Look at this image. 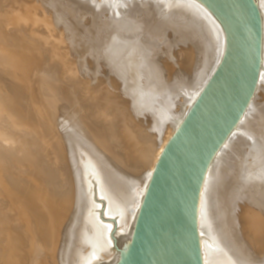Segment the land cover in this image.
Segmentation results:
<instances>
[{
	"label": "bare ground",
	"instance_id": "bare-ground-1",
	"mask_svg": "<svg viewBox=\"0 0 264 264\" xmlns=\"http://www.w3.org/2000/svg\"><path fill=\"white\" fill-rule=\"evenodd\" d=\"M21 1L23 2V0H21ZM7 2H10V0H8ZM13 2H14V0H13ZM254 2H255L257 11H258V15H259V19H260V25H261L260 70H259V74H258V78H257V83L255 85V89L253 91L251 99L249 100V103L247 104L243 114L241 115V117H240L239 121L237 122V124L235 125V127L232 129V131L227 136L225 141L219 147V149L216 152L215 156L213 157L209 167L207 168V171H206L205 176L203 178V182H202L201 190H200V194H199L198 208H197V231H198L199 247H200L202 264H264V180H258L262 176L261 174L264 175V168H263L264 161H263V158L260 157L262 154L261 152H262L263 147H264V140L261 139V137H259L261 135V133L263 134V132H264V130L261 129L262 127H264L262 125V120L264 119V114H263V110H264V0H254ZM59 3H64L66 5L69 4V6L72 5L71 8H73L74 11L75 10L77 11L79 8H82L93 19L100 18L99 14L102 13L103 11H109L110 16L104 20V22L108 25V27L105 29L99 28V30L101 31L100 33L102 35H105V36L107 34H109V32L113 34L112 41L110 40V42H108V43H111V45H113V46H111V45H109V46H111V48H113L112 51H114V52L117 51V49H116L117 47L115 46L116 42L120 43V41H122V42L126 43V45H128V43H127V42H129L128 40L129 39L133 40L132 41L133 47L130 50V52H128L131 55H130V57L127 58V59H130L128 61L129 65L130 64L139 65L141 62H144L145 59H157V61L160 62L159 60L163 59L162 58L163 55L160 56L161 55L160 54V55H156L153 57L150 55L151 52H149V50H150L149 48L152 47L153 44L157 43V41H158L157 38H160V36H164L166 38L168 37V39H169L168 44L167 45L162 44V45L167 47V51H168L167 54H169L171 52V54L173 53V57H174L170 61V63H168L164 66L165 68L162 67L163 69L160 68L159 70H157V68L155 66V63H157V61L154 62L153 63L154 68H156V70L153 69L152 71L149 72L150 76L152 78L156 79V81H157V78L159 80L160 77H164V78L166 77L168 80V77L170 76V80L166 81V83H159L158 82L156 84L157 85L161 84V88L163 87L162 88L163 90L160 89L159 87H158L159 89L157 88V90H159L160 93L162 92L164 94V98L160 101L161 102L160 104L163 103L161 106L164 105L166 108L167 107L170 108V106L173 107V110H171L172 112L171 111H168V112H171L170 116L173 118L174 122L171 120L172 121V124L170 123L171 126L170 127L167 126L166 129L164 128L165 126H163L162 128L165 131L155 133L156 134L155 137H157V138H155V140L153 139V137H154L153 134L150 135V132H148L149 135L152 137V140H154L152 147L149 145V147L151 149H150V151H147V152H149L148 154H146L145 152H142L141 151L142 147L138 146L141 139L139 140V138H137V134L136 135L132 134V133H134V131L131 132V129L133 128V126L128 127L129 125H127L128 128H131L130 130L127 131V132H129V131L131 132L129 135V139L134 140L135 143L132 141H131V143L136 144V147L132 146L133 148H137V149H134V153L138 151L136 156L134 158H131L132 160H130V163L132 165L136 166V168H134V167L133 168L137 169L134 174L132 172H130V174H129V172L126 173V171H124L123 169H120V171H119V169L116 170L115 168H113V166L110 168H111V170H114L115 173L111 171L113 173L112 174L110 172V170L107 171L105 169L106 166L104 165V167H103V165L100 162V160H102L101 156H100L101 159H99L98 158L99 156H96L97 154L95 155L96 152H94V151H96V149L93 147L94 146L96 147V145L91 146V145L87 144L90 146V149L89 148L86 149L87 146L85 147L86 144L84 143L85 142L84 140L87 139L88 141H90L93 138L92 137H91V139L89 138L90 140L88 138L84 139V137H82V136H84V133H83V135H81V132L84 130L85 133L87 132L88 134H90L92 131L91 132L88 131V129H86L87 127L81 123H75L76 124V126H75V124H72L73 121H72V123L69 121L70 124L64 123L62 125V127L64 128V131L66 132L65 134H66L67 145L68 146L70 145L66 158L70 159L72 161L71 165L73 167L70 166L71 169L73 168V171H72L73 172V174H72L73 175L72 187L74 184V187H73L74 193L69 188V190L72 191V194L70 193L67 196H65L68 192H66V194L64 193L65 195L63 194L64 195L63 197H65V198H63V201L64 200L68 201V200H72L73 198H75V199H77V205L76 206L77 207L80 206L81 209L78 213L75 210V212L77 214H79L78 216H76L78 218V220L74 217V215H77V214L73 215V218H75L78 222V229L75 230L74 233L70 232V233L64 234L62 232L63 229H62V231L61 230L58 231L59 233L62 232V234H64V237L62 238L63 240L60 238L62 242L59 243L58 246L55 245V247L57 246L56 250L57 249L61 250V252H60L61 254L57 255L59 258L58 260L61 261V264H119V262L123 256V253H124V251L128 245V242L132 236V233H133V230H134L135 225L137 223V220L139 218V214H140L143 202L145 200L149 185L151 183L152 177L155 173V170H156V168H157L168 144L170 143L171 139L174 137L176 132L179 130V128L181 127V125L185 121V119L188 116L190 110L192 109L194 103L196 102L197 98L199 97V95L203 91V89H204L205 85L207 84L210 76L212 75L216 65L218 64L221 56L224 53L225 32H224L222 26L220 25V23L214 17V15L204 5H202L200 2H198L196 0H62ZM59 3H58V0L55 1V3H54L55 8H56V5L59 6ZM4 4H5V2H4ZM0 5H1V3H0ZM131 5H136L137 7L135 8V10L142 12V14H145L148 11H152L153 19H149V20H147V22H143L142 19L140 18V16H141L140 14L136 15V14H133L134 10H131V9L127 10V8H129ZM17 7H19V6H17ZM18 9H21V8H18ZM82 9H80V10H82ZM79 12H81V11H79ZM34 13H36V12H33V15H34ZM39 13H36V17L34 19H36V18L38 19V17H41V15ZM17 14H19V13L17 12ZM10 15H13V12ZM25 15L27 16L28 14H25ZM26 16H25V18H26ZM58 16H60V15H58ZM76 16H78V15L76 14ZM79 16L77 18H79ZM4 17L5 16H3V18ZM22 17H24L23 14H22ZM7 18L8 17H6V19ZM16 18L17 17L12 16L7 20L9 23L13 24L15 22ZM27 18H28V16H27ZM32 18H31V20H32ZM34 19H33V21H34ZM3 20H5V19H3ZM25 20H22V21L24 22ZM20 21H21V19H20ZM26 21H28V19ZM33 21H31V22H33ZM37 21L35 20L34 22H36V24H39V23H37ZM6 23H7V21H6ZM81 23H82L81 18L76 19L77 25H80ZM24 24H25V22H24ZM28 24H30L29 21H28ZM7 25H8V23H7ZM30 25L27 28V31L31 27ZM14 26H12V28H14ZM35 27L37 28L36 25H35ZM5 28H8V27H5ZM24 29H25V27H24ZM33 29H34V26H33ZM145 29H147L148 31L146 32ZM2 30H4V29L1 28V31ZM16 31H19V30H16ZM143 31H145L146 33L143 34ZM28 32H27V34H28ZM32 32H34V31H31V33ZM8 33L10 34L9 31H8ZM13 33H15V32H13ZM19 35H18V37H19ZM31 35L30 36L26 35L27 36L26 38H28L27 41L33 40L31 38L29 39V37H31ZM2 36L4 37V35H2ZM21 36L23 37V35H21ZM6 37H5V39H6ZM11 37L12 36H10V38ZM15 37L17 38V36H15ZM35 37H34V39H35ZM26 38H24V39H26ZM41 39L42 38H40V41L43 42V40H41ZM21 40H23V39H21ZM70 40H72V39H70ZM3 41H0V43ZM165 42H166V40H165ZM35 43L37 44V42H35ZM119 43H117V44H119ZM162 43H163V41H162ZM4 44H5V42H4ZM40 44H41V42H40ZM104 45H106V44H104ZM120 46H122V45H120ZM153 46H155V45H153ZM1 47H0V49H1ZM0 52L2 53V51H0ZM1 53H0V55H2L4 57V54L3 53L1 54ZM135 54L137 56L133 57L132 55H135ZM184 54L186 55L185 58H184V56L183 57L181 56ZM13 55L17 56V54H13ZM35 55H37L36 52L33 49H29V50L23 51L20 54V56L19 55L18 56L21 59H31ZM42 55L43 54H41L40 56H42ZM10 57H12V56H10ZM112 57H113V55H112ZM14 58H16V57H14ZM122 59L125 60V58H122ZM135 59H137V60H135ZM4 61H5V59L3 60V62ZM65 61H67V60H65ZM126 65H127V63H126ZM76 69H77V67H76ZM73 70H72V72H73ZM123 70L118 71L119 74L123 77L130 73L128 66ZM63 72H64V70H63ZM75 72L77 75L78 71H75ZM67 73H66V77L68 75ZM70 73H71V70H70ZM80 73H81V71H80ZM74 74L75 73H73L72 75H74ZM102 74L104 76H106L107 78H110L109 77L110 76L109 71L104 70ZM146 74H144L143 76H145ZM69 75H68V77H70ZM63 76H64V74H63ZM147 77L149 79V76H147ZM73 82H74V80H73ZM80 85H82V84H80ZM93 85H92V87H93ZM111 88H108L107 90L104 89L105 90L104 93L108 94L109 92H111L113 90V88L112 89ZM137 88H138V91L140 90V93L143 94V96H144V98H142L141 101L146 106H148L147 109L150 110V111H148V112H150L148 114L150 116H153V115L155 116V114L158 113L157 110L159 107H157V106L159 105L158 104L159 102H156V100L153 98L154 95L152 93H151L152 95L146 93V92H149L148 90H150L151 88L149 89L148 85H144V84L139 85ZM75 89H77V88H75ZM44 92H46V90H44ZM110 94H112V93H110ZM13 95L17 96L16 93H14ZM16 96H14V97H16ZM141 96L142 95H140V98H141ZM7 99L8 98H6L5 100H7ZM14 99H16V98H14ZM107 99L108 98H106V100ZM113 100L115 101V99H113ZM12 102H14V100H12ZM116 102H118V101H116ZM154 102H156V106H154V104H153ZM100 103H101V101H100ZM66 104H67V102H66ZM0 105H2V104H0ZM54 105H56V104H54ZM102 106H104V105H102ZM110 106H112V103ZM118 107H119V105H118ZM118 107H115V108H118ZM121 107L127 108L126 106H121ZM165 107H162V108H165ZM49 109H50V107H49ZM66 110H67V108H66ZM45 111H47V110H45ZM161 111H163V110H161ZM151 112H153V113H151ZM61 113H62V111H61ZM61 113L60 114L55 113V114L58 115V117H59V115L61 116ZM86 113H88V112H86ZM9 114H11V113H9ZM55 114H53V115H55ZM162 114H163V112H162ZM22 116H24V115H22ZM160 116H161V114H160ZM160 116H159V118H160ZM88 117H89V115H88ZM155 117H157V116H155ZM85 118L87 119V117H85ZM56 119H57V117H56ZM168 119H169V117H168ZM7 120L8 119H6V121ZM79 120H82V119L79 118ZM89 120H90V118H89ZM120 120H122V119H120ZM162 120H163L162 117L160 119L157 118L156 125L162 123ZM0 121H1V119H0ZM61 122H62V120H61ZM150 124H151V122H150ZM162 125H164V124H162ZM159 126L161 127V125H158V128L156 131L159 130ZM16 127H17V125H16ZM125 127H126V125H125ZM75 128H77V130ZM259 129L262 130V132L260 134H258ZM153 130L155 131V129H153ZM96 131H98V130H96ZM96 131H94V132L96 133ZM123 132L124 131H122V133ZM127 132H125V133H127ZM151 133H153V132L151 131ZM1 134H2V132H1ZM6 135H4V136L6 137ZM80 136L83 138V141H84L83 143L81 141L82 138H80ZM90 136H92V135H90ZM11 137H13V136H11ZM88 137H89V135H88ZM6 138H9V137H6ZM144 138H145V140H148L146 137H144ZM125 140H127V138ZM148 141H146V142H148ZM22 142H24V141H22ZM119 142H120V140H119ZM148 143H150V141ZM151 143H152V141H151ZM91 144H94V143L92 142ZM97 145H99V144L97 143ZM126 145L128 146V144H126ZM140 146H141V144H140ZM34 147H36V146H34ZM63 147L64 146H62L61 148H63ZM129 147H131V146H129ZM133 148H132V151L130 150L131 153L133 152ZM5 149H7V148H5ZM24 149H27V148H24ZM142 149H144V148H142ZM147 150H148V148H147ZM28 151H30V150H28ZM28 151L25 150L24 152H28ZM65 151H67V150H65ZM24 152H22V153H24ZM100 152L101 151L99 150V153ZM29 153L32 154L33 152L32 153L29 152ZM77 153L80 154V156ZM104 153H103V155H104ZM106 153H108V152H106ZM33 154H35V153H33ZM33 154H32V156H33ZM76 154L79 156L78 158H75ZM3 156H5V154ZM32 156L29 158H33ZM7 157L8 156L6 155V158ZM26 157L24 154L23 158L26 159ZM25 159H23V160L25 161ZM33 159H36V161H38L37 158H33ZM105 159L106 158H104V160ZM115 159H116V157H115ZM15 160H17V159H15ZM109 160L111 161L110 158H109ZM112 160H113V158H112ZM120 160H121V157H120ZM120 160L118 159V161H120ZM0 161H2V160H0ZM9 161H11V160H9ZM32 161H34V160H32ZM45 162L46 161H44V163ZM103 162L104 161H102V163ZM106 162H107V160L105 161V163ZM114 162H115V160H114ZM12 163H14V162H12ZM16 163H17V161H16ZM20 163L23 164L22 162H20ZM39 163H41V162H39ZM112 163H113V161H112ZM122 163L120 162L121 165L119 164L120 166H118L117 159H116L117 167H119V168L122 167L123 166ZM124 163L126 165L127 162H124ZM8 165H10V164H8ZM14 165H15V163H14ZM35 165L37 166L36 163H35ZM51 165H53V164H51ZM16 166H14V169ZM25 167L26 166H24V168ZM49 167H50V165H49ZM108 167L109 166L107 165V169H108ZM129 167L130 166H128L127 168H129ZM9 168L11 170V166ZM38 168H40V167L37 166V169ZM50 168H48V169H50ZM122 168H124V166ZM223 168L229 169L230 172L228 171L229 173H226L225 172L226 170L224 171ZM21 169H23V165H22ZM71 169H69V170H71ZM232 169H236V170L234 171ZM6 170H7V168H6ZM27 170H28V168H27ZM64 170H65V168H64ZM121 170H123L124 172H122ZM128 170L129 169H127V171ZM25 171H26V169H25ZM14 173H16V172H14ZM23 173H24V171H23ZM29 173H31V172H29ZM49 173H52V172H49ZM35 175H38V172H37V174L35 172ZM24 176H25V174H24ZM59 176H60V174H59ZM17 177H18V175H17ZM17 177L15 175V179ZM51 177H52V175H51ZM91 177H93V179L95 178L96 182H98L99 196H101L105 199L107 215L108 216H116V218H117V225L119 226L118 228H120V230L117 231L114 235H112V225L110 223H107V222L105 223V222L101 221L99 216L97 217V213L95 215L92 212V209L94 207V200L92 201V199H93V198H91L92 194L89 192L90 191L89 190L90 183H92L90 180ZM2 178H4V177L0 176V189L3 192V194H6L9 196L8 193L11 192L10 188H12V184H10L7 181V183H9L11 186L8 185L7 183H5L6 182L5 178H4L5 182ZM8 178L12 179L11 176ZM20 178H22V177H20ZM19 179H18V181H19ZM28 179H29V177H28ZM38 179H40V177ZM52 179H55V177ZM16 180H14V181H16ZM21 180L24 181L26 179L23 180V178H22ZM33 180H35V179H33ZM14 181H13V185L15 186ZM71 181L72 180H70V182ZM34 183H35V181H34ZM20 184H22V183H20ZM60 185H62V184H60ZM15 187H17V186H15ZM48 192H49V190H48ZM245 192L246 193L248 192L247 197L249 199L244 202V204L242 205V206H244V208L242 210H240V209H238L237 206L242 204L241 201L246 197ZM47 196H49V195H47ZM238 197L241 200H239ZM3 198H5V197H3ZM0 199H1V196H0ZM1 201H0V204H1ZM65 201H64V204H65ZM74 201H70V202H74ZM2 203H4V202L2 201ZM68 203L65 205L69 206L67 208H71L70 204L68 205ZM72 204L75 205V203H72ZM2 206L5 207V205H2ZM15 206H16V203H15ZM47 208H48V206H47ZM64 208H65V206H64ZM67 208H65V210H67L66 213H68V211H69ZM10 210H15V208H13V209L10 208ZM65 210L61 211L60 214L65 212ZM52 211H54V210H52ZM241 211L242 212L245 211V213L244 212L242 213ZM47 212L48 211L46 210V213ZM55 212H54V214H55ZM69 212H71V209ZM66 213H63V214H66ZM2 215H3V213H2ZM12 215L15 216V214H12ZM65 216H67V215H65ZM65 216H63V217H65ZM16 218H17V216L15 217V219ZM0 221H2V220H0ZM8 221H10V219ZM11 221H12V219H11ZM65 221H66V223H64V224H66L68 226L67 220H65ZM65 221H63V222H65ZM31 222H33V221H31ZM49 222L47 224L50 225ZM61 223H62V220H61ZM70 224L71 223H69V225ZM37 225H38V223H37ZM46 226H47L46 223H44L43 224L44 230L41 229L42 231H39L38 234H36V237L32 241L30 240L31 243H29V245H31L32 247L40 246L37 249V251L35 253H33V255H32L33 256L32 261L34 262V264H37V262H39V260L44 264L49 263V262L48 263L46 262L48 260L47 259L48 257L45 258V256H47V255L43 254L40 257L41 250H50L51 249V248L45 249L47 243L48 242L50 243V241H52V239H49L50 237H48V233L46 232V230L49 228V226L48 227H46ZM72 227H73V224H71L70 228H72ZM57 228L61 229V227H56V229ZM67 230H70V229H67ZM67 230H64V231H67ZM71 231H73V230H71ZM67 232H69V231H67ZM55 233H57V232H55ZM57 238L55 239L56 240L55 242H57ZM48 246H50V245H48ZM114 246L118 248L119 252L115 253L113 251ZM33 252H34V250H33ZM252 253L255 254V257H251ZM18 257H20V256H18ZM258 257H260V258H258ZM15 258H16V254H15ZM23 258H24V256H23ZM20 260H21V257H20ZM16 262H17V260L15 261V263ZM18 262H19V260H18ZM20 262H22V261H20Z\"/></svg>",
	"mask_w": 264,
	"mask_h": 264
},
{
	"label": "rangeland",
	"instance_id": "rangeland-1",
	"mask_svg": "<svg viewBox=\"0 0 264 264\" xmlns=\"http://www.w3.org/2000/svg\"><path fill=\"white\" fill-rule=\"evenodd\" d=\"M7 1L8 0H5V1L0 0V3L2 5V6L0 5V16H1L0 19L2 20V21L0 20V34H1L0 35V41L4 40L3 42H1L2 44L0 43V45L3 47L2 48L0 46L2 49V50L0 49V51H2V53L4 54V57L2 55H0V62L2 61L0 63V97H1L0 98V100H1L0 104H2V105H0V114H1L0 115V119H1V121H0L1 122L0 123V130H1L0 131V160H2V161H0V167L3 169L2 170L0 168V171H1L0 176L5 178L6 182H5L4 178H2L5 183H7V181H8L10 184H12V188H10L11 192L8 193L9 196L6 194H3V192L0 189V196H1L0 201L2 200L4 203H2V201H1V204L5 205V207H4L0 204V220H2V221H0V229H1L0 230V239H1L0 240V264H22V263L23 264H28V263L34 264V262L32 261V257H33L32 255H33V253H35L37 251V249L40 246L32 247L31 245H29V243H31V241L36 237V234H38L39 231L44 230V227H43L44 223H46V225H47L46 227L49 226V228L46 230V232L48 233V237H50L49 239H52V241H50V243L48 242L46 247H45V249L46 248L47 249L51 248V249L50 250H41L40 257L44 254V255H47V256H45V258L48 257L47 258L48 260L46 259L47 260L46 262L47 263L49 262L48 264H61V261L58 260L59 258L57 256V255L61 254L60 253L61 250L60 249L56 250V247L59 245V243L62 242L61 239L64 237V234H67L70 232L74 233V231L78 229V222H77L78 218L76 216L79 215L77 213L81 209L80 206H78V207L76 206L77 205V199H75V198H73L72 200H68V201L64 200L65 204H67L69 202L68 205L70 204L71 208H67L69 206H66L64 204V201H63V198H65L63 196L66 194V192H68V193L65 196H67L70 193L72 194V191L74 193V188H73L74 184L72 187V183H73V179H72L73 172L72 171H73V168L72 169L70 168V166L73 167L71 165L72 161L70 159L66 158L70 145L69 146L67 145L66 134H65L66 132L64 131V128L62 127V125L64 123L70 124V122L72 123V121H73L72 124L81 123L87 127L86 129H88V131H90V132L92 131L90 134H88L87 132L85 133V131L83 130L81 132V135H83V133H84V136H82V137H84V139H86V138L91 139V137L93 139L92 140L89 139L90 141H88L86 139V140H84L85 141L84 142L83 138L80 136V138H82L81 141H82V143L84 142L86 144V145L84 144L85 147L87 146L86 149L87 148L90 149L89 145H91V146L96 145L97 148L95 146L93 147L96 149V151H94V152H96L95 155L97 154L96 156H99L98 157L99 159L102 158V160H100V162L103 165V167H104V165L106 166L105 169L107 171L110 170V172L111 171L114 172V170H111V168H110L113 166V168H115L116 170L119 169V171H120V169H123L124 171H126V173L129 172V174H130V172H132L134 174L137 169H134V168H136V166L132 165L130 163V160H132L131 158H134L136 156L138 151L134 153V149H137V148H133L134 146L136 147V144H134L135 143L134 140L129 139L130 133L132 131H134V133H132V134H135V135L137 134V138H139V140L141 139L140 143L138 142L139 143L138 146L144 148V149L141 148V151L148 154L149 152H147V151H150V149H151L149 147V145L152 147L155 138H157V137H155V135H156L155 133L165 131L162 127L165 126L164 128L166 129L167 126H169V127L171 126L170 123L172 124V121L174 122L173 118L170 116V113L172 112L171 110H173V107L170 106V108H168V107L166 108L164 105L161 106L163 103L160 104L161 103L160 101L164 98V94L162 92L160 93V91L157 90V88L159 87L160 89H162L163 87L161 88V84L160 85L158 84L159 86L156 84L158 82L159 83H166V81L170 80V76L168 77V80L166 77L165 78L160 77V79L158 80V78H157V81H156V79L152 78L150 76V73H149L153 69L156 70V68H157V70H159L160 68L161 69L165 68L164 66L166 64L170 63V61L174 57H173V53L171 54V52L169 54H167V52H168L167 47L163 46V45L168 44V40H169L168 37L166 38L164 36H160V38H157V40H158L157 43L153 44L155 46L152 45L153 48L152 47L149 48L150 49L149 52H151V54H150L151 56L154 57V56L160 55V54H161L160 56L163 55L162 56L163 59L159 60L160 62H158L157 59H145L144 62H141L139 65H132V64L129 65L128 61L130 59H127V58L130 57V55H131L128 52H130V50L133 47V43H132L133 40L129 39L128 40L129 42H127L128 45H126V43H124L122 41H120V43L119 42H116V44L114 43L115 46L117 47L116 48L117 51L114 52V51H112L113 48H111V46H113V45H111V43H108V42H110V40L112 41L113 34L109 32V34H107L105 36V35H102L100 33L101 31L99 30V28L105 29L108 27V25L104 22V20L110 16L109 11H103L102 13L99 14L100 18L93 19L82 8H79L77 11L76 10L74 11L73 8H71L72 5L69 6V4L66 5L64 3H59L62 0H58L59 6L56 5L57 9L54 6L55 1H57V0H23V2L21 0H19L20 2L18 0H16V1L14 0V2H13V0H10V2H7ZM4 2H5V4H4ZM17 6H19V7H17ZM136 7H137L136 5H131L129 8H127V10L131 9V10H134L133 14H136V15L140 14L141 16L140 15L139 16L143 22H147V20L153 19L152 11H148L145 14H142V12L135 10ZM18 8H21V9H18ZM80 9H82V10H80ZM11 11L13 12V15H10V14H12ZM79 11H81V12H79ZM17 12L20 15L17 14ZM33 12H36V13L40 12L39 14L41 15V17H38L39 20L37 18L34 19L36 17V13H34V15H33ZM22 14L24 17H22ZM25 14H28L27 15L28 18ZM76 14L78 16L81 14L80 15L81 17L79 16V18H77L78 16H76ZM58 15H60V16H58ZM3 16H5V17L3 18ZM12 16L18 18V19L16 18L15 22L13 23L15 26L12 23H9L7 20ZM25 16L31 25L28 24V21H26L27 19L25 18ZM6 17H8V18L6 19ZM31 18H32V20H31ZM80 18H81L82 23L80 25H77L76 19H80ZM3 19H5V20H3ZM20 19H21V21H20ZM33 19H34V21L38 20L39 22L37 21V23H39V24H36V22H34ZM22 20H25L24 21L25 24ZM6 21H7L8 25H7ZM31 21H33V22H31ZM11 25L14 26V28H12ZM29 25L31 27L28 29V31H29L28 32L27 28L29 27ZM32 25L34 26V29L36 28L35 25L37 26V28L34 30ZM5 27H8V28H5ZM24 27H25V29H24ZM1 28L4 29V30H2L4 33L1 31ZM15 29L19 30V31H16ZM145 30H146V32L148 31L147 29H145ZM8 31L10 32V34L8 33ZM31 31H34V32L31 33ZM36 31L38 33L39 32L40 33L38 34ZM13 32H15V33H13ZM27 32H28V34H27ZM146 32L143 31V34H145ZM2 35H4V37ZM18 35H19V37H18ZM21 35H23V37L25 36L24 38H26L28 35L29 36L31 35V37H29V39L31 38L33 40L27 41L28 38L24 39ZM10 36H12V37L10 38ZM15 36H17V38ZM33 36L35 37V39ZM5 37H6V39H5ZM40 38H42L41 40H43V42L40 41ZM21 39H23V40H21ZM70 39H72V40H70ZM165 40H166V42H165ZM34 41L37 42V44ZM162 41H163V43H162ZM4 42H5V44H4ZM40 42H41V44H40ZM117 43H119L122 46H120ZM104 44H106V45H104ZM109 45H111V46H109ZM29 49H33L37 55H35L31 59L19 58L20 54L23 51L29 50ZM13 54H17V56L13 55ZM41 54H43L44 56L43 55H42L43 57L40 56ZM185 54L181 55V56L182 57L184 56V58H185L186 57ZM112 55H113V57H112ZM10 56H12V57H10ZM132 56L136 57L137 55L135 54ZM14 57H16V58H14ZM122 58H125V60ZM4 59H5V61L3 62ZM65 60H67V61H65ZM135 60H137V59H135ZM156 61H157V63H155L156 68H154L153 63ZM126 63H127V65H126ZM127 66H128V69L130 70V73L123 77L119 74L118 71L125 69ZM76 67H77V69H76ZM63 70H64V72H63ZM70 70H71L72 74L73 73H75V74L72 75L70 73ZM72 70H73V72H72ZM104 70H107L110 72V76H109L110 78H107L106 76H104L102 74ZM75 71H78L77 75H76ZM80 71H81V73H80ZM66 73L68 75L70 74L69 75L70 77H68V75L66 77ZM143 73L144 74L147 73L146 75L149 76V79L146 75L143 76L144 75ZM63 74H64V76H63ZM73 80H74V82H73ZM80 84H82V85H80ZM143 84L148 85L149 89L151 88L150 90L147 89L149 92H146V93L147 94L152 93L154 95L153 98L156 100V102H159L158 103L159 105L157 104L158 105L157 107H159L157 110L158 113L155 114V116H157V117H155L154 115L150 116L148 114V113H150V112H148L150 110L147 109L148 106H146L141 101V99L144 98V96H143V94L140 93V90L138 91L137 87L139 85H143ZM92 85H93V87H92ZM111 87L113 88V90H112L113 92L111 91L108 94L104 93L105 90H107L108 88H111ZM75 88H77V89H75ZM44 90H46V92H44ZM12 93L13 94L16 93L18 97L16 95H13ZM110 93H112V94H110ZM140 95H142L143 97L141 96V98H140ZM14 96H16V97H14ZM6 98H8V99L5 100ZM14 98H16V99H14ZM106 98H108V99L106 100ZM113 99H115V101ZM12 100H14L15 103L12 102ZM100 101H101V103H100ZM116 101H118L119 103ZM66 102H67V104H66ZM156 102L153 103L154 106H156ZM111 103H112V106H110ZM54 104H56V105H54ZM102 105H104V106H102ZM118 105L120 108L118 107ZM121 106H126L127 108H125V107L122 108ZM49 107H50V109H49ZM65 107L67 108V110ZM115 107H118V108H115ZM162 107H165V108H162ZM45 110H47L48 112ZM161 110H163V111H161ZM61 111H62V113H61ZM85 111L88 113H86ZM168 111H171V112H168ZM162 112H163V114H162ZM9 113H11V114H9ZM55 113L56 114L61 113V116L59 115V117H58V115H56ZM151 113H153V112H151ZM53 114H55V115H53ZM160 114H161V116H160ZM263 114H264V110H263ZM22 115H24V116H22ZM88 115H89V117H88ZM159 116H160V118L162 117L163 120H162V123L156 125L157 118L160 119ZM56 117H57V119H56ZM85 117H87V119ZM168 117H169V119H168ZM79 118L82 120H79ZM89 118H90V120H89ZM6 119H8V120L6 121ZM120 119H122V120H120ZM61 120H62V122H61ZM150 122H151V124H150ZM162 124H164V125H162ZM16 125H17V127H16ZM125 125H126V127H125ZM127 125H129L128 127L133 126V128L132 129L128 128ZM158 125H161V127L159 126V130L156 131L158 128ZM262 125L264 126V119L262 120ZM75 126H76V124H75ZM125 128L126 129L128 128V129L126 130ZM75 129L77 130V128H75ZM130 129H131V132L130 131L127 132ZM153 129H155V131ZM261 129L264 130V127H262ZM261 129H259L258 134H260L262 132ZM96 130H98V131H96ZM94 131H96V133ZM122 131H124V132L122 133ZM151 131L153 133H151ZM1 132H2V134H1ZM125 132H127V133H125ZM148 132H150V135L153 134L154 140H152V137L149 135ZM3 134L4 135L7 134L6 137H9V138H6ZM88 135H89V137H88ZM90 135H92V136H90ZM11 136H13V137H11ZM144 137H146V138L148 137L147 139L150 141V143H148L149 141L145 140ZM259 137H261V139L264 140V132H263V134L261 133V135ZM126 138H127V140H125ZM119 140H120V142H119ZM22 141H24V142H22ZM91 141L94 144H91L92 143ZM131 141L134 143H131ZM146 141H148V142H146ZM151 141H152V143H151ZM97 143L99 145H97ZM87 144H89V145H87ZM126 144H128V146ZM140 144H141V146H140ZM34 146H36V147H34ZM62 146H64V147L61 148ZM129 146H131V147H129ZM5 148H7V149H5ZM24 148H27V149H24ZM132 148H133V152L131 153ZM147 148H148V150H147ZM64 149L67 151H65ZM98 149L101 151L100 153H99ZM25 150L26 151L30 150V151L24 152ZM22 152H24V153H22ZM29 152H31V153L33 152L35 154L32 153L33 154V156H32V154H30ZM106 152H108V153H106ZM103 153H104V155H103ZM261 153L262 154L260 157H262L263 161H264V147H263V150ZM4 154H5V156H3ZM24 154H25V157L27 156L26 159L23 158ZM77 154H76L75 158H78L80 156V154H78L79 156ZM6 155L8 156L7 157L8 159L6 158ZM31 156L33 158H37L38 161H36V159L29 158ZM100 156H101V158H100ZM111 157L113 158V160ZM115 157L117 159L118 166L121 165L120 162L121 163L123 162L122 164H123L124 168H122L123 166L120 168L117 167ZM120 157H121V160H120ZM104 158H106V159L104 160ZM109 158L111 159V161L109 160ZM15 159H17V160H15ZM23 159H25V161ZM118 159L120 161H118ZM9 160H11V161H9ZM32 160H34V161H32ZM106 160H107V162L105 163ZM114 160H115V162H114ZM16 161H17V163H16ZM44 161H46V162L44 163ZM102 161H104L103 162L104 164L102 163ZM112 161L114 164L112 163ZM12 162H14L15 165ZM20 162H22L23 164H21ZM39 162H41L42 164ZM124 162H127L126 165ZM35 163L40 168L37 169V166L35 165ZM8 164H10V165H8ZM51 164H53V165H51ZM22 165H23V169H21ZM49 165H50V167L51 166L52 167L50 168ZM107 165L109 166L108 169H107ZM10 166H11V170L9 168ZM14 166H16L15 167L16 170L14 169ZM24 166H26L28 168V170L26 167L24 168ZM126 166L127 167L130 166V167L127 168ZM5 167L7 168L8 171L6 170ZM48 168H50V169H48ZM64 168H65V170H64ZM263 168H264V166H263ZM25 169H26V171H25ZM69 169H71V170H69ZM127 169H129V170L127 171ZM22 170L24 171V173ZM123 170H121V171L124 172ZM223 170L224 171L226 170L225 171L226 173L230 172L229 169L223 168ZM232 170L235 171L236 169H232ZM13 171L16 173H14ZM29 172H31V173H29ZM35 172H36V174L38 172L39 176L35 175ZM49 172H52L53 174L54 173L55 174L53 175L52 173H49ZM14 174L16 175V177L18 175V177L16 178L17 180L15 179ZM24 174H25V176H24ZM59 174H60V176H59ZM9 175L11 176L12 179L8 178V177H10ZM51 175H52V177H51ZM261 175L262 176L258 180H264V175L263 174H261ZM20 177H22L23 180L24 179H26V180L22 181L21 180L22 178H20ZM28 177H29V179H28ZM39 177H40V179H38ZM54 177H55V179H52ZM32 178L35 180H33ZM18 179H19V181H18ZM14 180H16L17 182ZM70 180H72V181L70 182ZM90 180L92 183H90V188H89L90 191L89 192L92 194L91 195V198H93L92 201L94 200V207L92 209V212L95 215L97 213V217L99 216L101 221H103L105 223L106 222L110 223L112 225V235H114L117 231L120 230V228H118L119 226L117 225V218H116V216H108L107 215L105 199L103 197L99 196L98 182H96V179L95 178L93 179V177H91ZM13 181H14L15 186H17V187H15L13 185ZM34 181H35V183H34ZM9 183H7V184L10 185ZM20 183H22V184H20ZM60 184H62V185H60ZM69 188L72 191L69 190ZM48 190H49V192H48ZM47 195H49V196H47ZM245 195H246V197L244 199L242 198L244 201L243 200L241 201L242 204L239 205L240 207L237 206L238 209H240V210H242L244 208V206H242L244 204V202L249 199L247 197L248 192L247 193L245 192ZM3 197H5V198H3ZM238 199H239V197H238ZM239 200H241V199H239ZM70 201H74V202H70ZM15 203H16V206H15ZM72 203H75V205ZM47 206H48V208H47ZM64 206L69 211L71 209V212L68 211V213H66L67 210H65ZM10 208H12V209L15 208V210H10ZM46 210L48 211L47 213H46ZM52 210H54V211H52ZM64 210H65V212H63V213H66V214H63V213L60 214V212L64 211ZM75 210L77 213L75 212ZM54 212H55V214H54ZM243 212L245 213V211H243ZM2 213H3V215H2ZM11 213L15 214V216L12 215ZM74 214H77V215H74ZM65 215H67V216H65ZM73 215L77 220L75 218H73ZM16 216H17V218L15 219ZM63 216H65V217H63ZM9 219H10V221H8ZM11 219H12V221H11ZM61 220H62V223H61ZM65 220H67L68 226L66 224H64V223H66ZM31 221H33V222H31ZM63 221H65V222H63ZM48 222L50 223V225L47 224ZM37 223L39 226L37 225ZM69 223L73 224L74 228L73 227L70 228L71 224L69 225ZM56 227H61V229L60 228L56 229ZM65 227L67 229H70V230H67ZM62 229H63V231H62ZM60 230L64 234H62V232L59 233L58 231H60ZM64 230H67L69 232L64 231ZM71 230H73V231H71ZM55 232H57V233H55ZM56 238H57V242H55ZM48 245H50V246H48ZM55 245H57V246L55 247ZM33 250H34V252H33ZM113 251L115 253L119 252L118 248L115 246L113 247ZM15 254H16V258H15ZM18 256L21 257V260H20V257H18ZM23 256H24V258H23ZM251 257H255V254L252 253ZM22 258L24 260L25 259L26 260L24 261ZM258 258H260V257H258ZM16 260H17V262L15 263ZM18 260H19V262H18ZM20 261H22V262H20ZM37 264H44V263H42L39 260V262H37Z\"/></svg>",
	"mask_w": 264,
	"mask_h": 264
},
{
	"label": "water",
	"instance_id": "water-1",
	"mask_svg": "<svg viewBox=\"0 0 264 264\" xmlns=\"http://www.w3.org/2000/svg\"><path fill=\"white\" fill-rule=\"evenodd\" d=\"M225 32L224 53L168 144L119 264H202L197 208L213 157L257 83L261 25L254 0H196Z\"/></svg>",
	"mask_w": 264,
	"mask_h": 264
}]
</instances>
